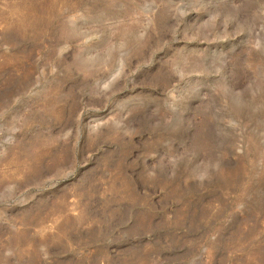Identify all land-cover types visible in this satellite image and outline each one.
Here are the masks:
<instances>
[{
    "label": "rangeland",
    "instance_id": "1",
    "mask_svg": "<svg viewBox=\"0 0 264 264\" xmlns=\"http://www.w3.org/2000/svg\"><path fill=\"white\" fill-rule=\"evenodd\" d=\"M0 264H264V0H0Z\"/></svg>",
    "mask_w": 264,
    "mask_h": 264
}]
</instances>
